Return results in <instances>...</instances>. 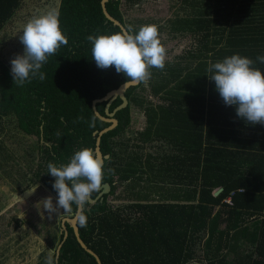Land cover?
Returning <instances> with one entry per match:
<instances>
[{
  "label": "trees",
  "instance_id": "16d2710c",
  "mask_svg": "<svg viewBox=\"0 0 264 264\" xmlns=\"http://www.w3.org/2000/svg\"><path fill=\"white\" fill-rule=\"evenodd\" d=\"M141 3L107 0L106 7L127 29L155 22L160 36L167 31L188 46L166 59L163 70L152 68L147 81L125 89L126 105L115 111L117 123L99 146L108 153L103 181L110 190L84 205L79 236L102 264H264V124L238 117L206 71L210 63L240 54L264 73L256 59L264 55V0H180V11L162 23L131 18L126 10ZM19 4L0 0V29ZM56 10L68 43L41 68L46 79L18 86L0 60V131L12 122L16 131L37 139L38 161L31 172L11 179H24L20 191L40 179L56 195L54 205L58 194L47 165L66 164L85 147L94 150L93 133L109 123L94 114L91 102L127 80L92 60L89 35L122 32L103 14L100 0H59ZM145 88L148 96L139 100L136 90ZM120 102L115 97L109 110ZM105 103H96L102 115ZM133 112L143 113L146 122L137 138L128 132ZM75 209H59L57 233L39 245L34 264H56L60 218ZM65 225L58 264H97L77 242L70 222Z\"/></svg>",
  "mask_w": 264,
  "mask_h": 264
},
{
  "label": "clouds",
  "instance_id": "9594fccd",
  "mask_svg": "<svg viewBox=\"0 0 264 264\" xmlns=\"http://www.w3.org/2000/svg\"><path fill=\"white\" fill-rule=\"evenodd\" d=\"M159 27L146 24L138 30L130 26L126 32L89 35L92 60L100 69L114 67L117 73L127 77V81H147L152 68H165L167 50L161 41ZM20 41L24 52L10 61L14 83L23 86L36 77L43 81L46 74L40 71L41 68L50 56L68 43L60 28L59 12L53 9L33 16L24 25ZM256 59L264 64V55ZM253 63L246 56L233 54L210 63L206 71L224 104L235 106L238 117L255 125L264 124V73L252 67ZM47 168L55 178L52 187L58 194L55 205L51 196L42 202L49 213L59 209L68 212L73 205L82 210L92 194L101 188L105 175L104 162L87 147L76 151L68 163L57 166L50 162ZM78 217L84 225L86 217L82 212L78 211Z\"/></svg>",
  "mask_w": 264,
  "mask_h": 264
},
{
  "label": "rangeland",
  "instance_id": "374dc122",
  "mask_svg": "<svg viewBox=\"0 0 264 264\" xmlns=\"http://www.w3.org/2000/svg\"><path fill=\"white\" fill-rule=\"evenodd\" d=\"M58 2L59 0H20L14 14L0 29V60L11 68L10 61L24 52V46L20 41L24 25L33 16L56 10ZM178 2L180 0H142L139 6H130L126 12L131 18L153 17L162 23L174 16L181 8ZM125 4L127 3L123 6ZM160 37L167 50L166 59L176 57L185 46H188L186 40L171 39L167 31ZM145 86L147 88V84ZM146 88L136 90L135 94L139 100L148 96ZM137 108L140 109L139 106ZM132 116L133 120L128 126V132L133 131L131 135L137 138V132L144 129L146 122L143 113L133 112ZM36 140L34 136L16 131L12 122H5L0 131L2 144L0 147V264L36 263V250L39 245L46 243L47 239L57 233L56 224L61 214L60 210L49 213L42 204L47 197L51 196L54 199L56 195L40 185L41 180L37 179L33 184L35 190L22 196L19 191L21 184L26 185V182L22 178L17 179L16 182L11 179V176L16 178L18 172L23 173L26 170L28 173L31 172V168L38 161ZM159 144L163 146L162 142ZM160 145L157 147L161 148ZM165 147L170 146L166 144ZM159 150L163 152L162 148ZM116 203V200L112 201L113 205Z\"/></svg>",
  "mask_w": 264,
  "mask_h": 264
},
{
  "label": "water",
  "instance_id": "95a60500",
  "mask_svg": "<svg viewBox=\"0 0 264 264\" xmlns=\"http://www.w3.org/2000/svg\"><path fill=\"white\" fill-rule=\"evenodd\" d=\"M106 1L107 0H100V6L102 9L103 14L114 24H117L120 29L122 30V32H126L128 29L126 28V26L116 17H113L107 10L106 7ZM139 82H132V81H123L122 83H120L117 87L107 91L103 96L99 97V98H94L91 102V106L92 109L94 111V114L102 121L108 122L109 124L105 127H103L102 130L100 131H95L93 133V136H95V154L96 156L101 159L103 161V157H107L108 153L103 154L102 151L100 150V141H101V137L114 129L117 121L114 117L115 111L119 110L121 108H123L126 105V98L124 97L123 93L125 91L126 88H128L129 86H135L137 85ZM115 97H119L121 102L119 104H117L116 106H114V108L110 111L109 110V106L112 103V101L114 100ZM105 101V107H104V115L100 114L99 111L96 108V103L98 102H102ZM110 188V184L109 182H103L102 183V189L99 191L98 194H96V196L91 197L90 202H95L97 198H102V194L107 192ZM33 189L29 188L25 191H23V193H21L20 195H26L27 193L31 192ZM222 189V187H218L214 190V194H217L220 190ZM78 211L81 212V210H78L77 207L75 209V212L69 216V215H65L61 218V227L63 230V237L60 241V243L58 244V247L56 249V264H58V259H59V252H60V248L62 243L64 242V240L67 237L68 231L65 225V221H69L70 225L73 229V233L75 235V238L77 240V242L79 243V245L88 253H90L96 260L97 264H102L100 258L98 257V255L92 250L90 249L84 242L83 240L80 238L79 233H78V227H77V220H78Z\"/></svg>",
  "mask_w": 264,
  "mask_h": 264
},
{
  "label": "flooded vegetation",
  "instance_id": "af4514ba",
  "mask_svg": "<svg viewBox=\"0 0 264 264\" xmlns=\"http://www.w3.org/2000/svg\"><path fill=\"white\" fill-rule=\"evenodd\" d=\"M99 146H100V145H99ZM94 148H95V147H94ZM94 151H95V150H94ZM103 154H105V153H103ZM104 158H105V157H103V161H104ZM103 182H106V181H103ZM103 182H102V183H103ZM107 182H108V181H107ZM109 184H110V183H109ZM40 185L44 186V184H43L42 182H41ZM32 187H34V186L32 185L31 187H27V188L23 189V191H25V190H27V189H29V188H32ZM101 189H102V186H101V188L99 189V191H100ZM109 190H110V188H109ZM109 190H108V191H109ZM99 191L97 192V194L99 193ZM108 191H107V192H108ZM107 192H105V193H107ZM103 194H104V193H103ZM103 194H102V195H103ZM95 196H96V195H95ZM63 216H65V215H63ZM63 216H62V217H63ZM62 217H61V218H62ZM72 230H73V229H72ZM67 231H68V230H67Z\"/></svg>",
  "mask_w": 264,
  "mask_h": 264
},
{
  "label": "built area",
  "instance_id": "2783aa9c",
  "mask_svg": "<svg viewBox=\"0 0 264 264\" xmlns=\"http://www.w3.org/2000/svg\"><path fill=\"white\" fill-rule=\"evenodd\" d=\"M226 200H227L229 203L232 202L231 199H230V197H227Z\"/></svg>",
  "mask_w": 264,
  "mask_h": 264
},
{
  "label": "crops",
  "instance_id": "0c3cea01",
  "mask_svg": "<svg viewBox=\"0 0 264 264\" xmlns=\"http://www.w3.org/2000/svg\"><path fill=\"white\" fill-rule=\"evenodd\" d=\"M32 190H33V189H32ZM15 192H17V191H14V193H15ZM19 192H21V193H22L23 191H19Z\"/></svg>",
  "mask_w": 264,
  "mask_h": 264
}]
</instances>
